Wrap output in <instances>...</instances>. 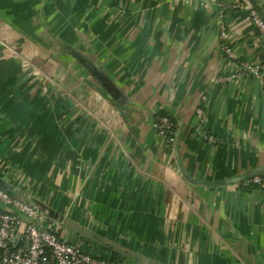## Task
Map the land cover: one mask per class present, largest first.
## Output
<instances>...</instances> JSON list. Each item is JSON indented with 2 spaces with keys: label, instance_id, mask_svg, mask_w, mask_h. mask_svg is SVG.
I'll use <instances>...</instances> for the list:
<instances>
[{
  "label": "crops",
  "instance_id": "1",
  "mask_svg": "<svg viewBox=\"0 0 264 264\" xmlns=\"http://www.w3.org/2000/svg\"><path fill=\"white\" fill-rule=\"evenodd\" d=\"M263 60L237 0H0V179L93 256L264 264Z\"/></svg>",
  "mask_w": 264,
  "mask_h": 264
},
{
  "label": "built area",
  "instance_id": "2",
  "mask_svg": "<svg viewBox=\"0 0 264 264\" xmlns=\"http://www.w3.org/2000/svg\"><path fill=\"white\" fill-rule=\"evenodd\" d=\"M240 8L248 11L264 40V16L257 10L252 0H237ZM224 16H221L223 20ZM221 50L228 57L234 59L231 45L228 41L227 28L224 21L220 22ZM262 66H243L241 72H253L260 76ZM228 78L222 77L219 82ZM206 98L197 110L198 124L196 134L216 141L206 130L207 111ZM154 131L165 140L169 146L176 140L177 121L167 113L158 114L153 122ZM1 167V166H0ZM5 168V167H4ZM3 168V169H4ZM248 186L264 189V178L254 176L245 182ZM82 242L72 244L64 234L58 232L55 223L42 215L40 210L25 200L10 194L0 188V263L1 264H134L130 262H114L86 253L82 249Z\"/></svg>",
  "mask_w": 264,
  "mask_h": 264
},
{
  "label": "water",
  "instance_id": "3",
  "mask_svg": "<svg viewBox=\"0 0 264 264\" xmlns=\"http://www.w3.org/2000/svg\"><path fill=\"white\" fill-rule=\"evenodd\" d=\"M69 53H70V55L71 56H73L77 61H85L86 60V58L85 59H83L84 58V55L83 54H81V53H78V52H76L75 50H69ZM89 68H90V70L92 71V72H94L95 70H94V68H93V65L92 64H89ZM255 176V175H254ZM253 176V177H254ZM252 177V176H251ZM0 182L1 183H3L4 185H6V183L5 182H3L1 179H0Z\"/></svg>",
  "mask_w": 264,
  "mask_h": 264
},
{
  "label": "trees",
  "instance_id": "4",
  "mask_svg": "<svg viewBox=\"0 0 264 264\" xmlns=\"http://www.w3.org/2000/svg\"><path fill=\"white\" fill-rule=\"evenodd\" d=\"M252 2L254 3V0H252ZM254 4H255V3H254ZM257 10L259 11L258 8H257ZM255 29H256L257 33L261 36L259 30H258L257 28H255ZM261 37H262V36H261ZM263 61H264V60H263ZM177 132H178V128H177V130H176L175 136H177ZM0 188L5 189V190L8 191L10 194L16 196V192H15V191L13 192V190H11V189L9 188V186L4 185V184L1 183V182H0Z\"/></svg>",
  "mask_w": 264,
  "mask_h": 264
}]
</instances>
